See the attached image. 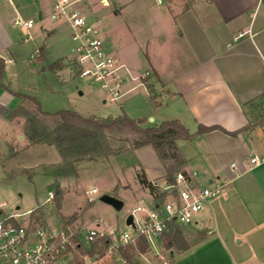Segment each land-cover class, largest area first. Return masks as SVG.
Returning <instances> with one entry per match:
<instances>
[{
  "label": "rangeland",
  "instance_id": "374dc122",
  "mask_svg": "<svg viewBox=\"0 0 264 264\" xmlns=\"http://www.w3.org/2000/svg\"><path fill=\"white\" fill-rule=\"evenodd\" d=\"M53 1L31 0L29 6L18 7V13L14 10L6 13L5 24L0 25V34L11 44L5 54L7 58L12 57L13 62H6L4 81L14 91L36 97L47 111L73 109L83 116L98 117L125 113L129 117L145 118L148 123L156 124L159 108L163 105L166 109L169 99L166 92L159 89L151 95L142 80L155 83V78H151L152 73L146 72L150 69L147 54L156 45L154 35L162 29L159 25L160 12L170 5L169 0H163L161 4H157V0H73L74 8L88 16L104 40L105 32L113 28L114 47L121 63L127 68L122 90L130 89L116 102L109 101L106 92L97 83L76 73L70 61L72 55L68 45L71 29L66 21L50 18ZM194 1L186 0V3L189 5ZM19 18L33 20L28 32L14 23ZM54 26H59V29L51 35L49 31ZM164 37H168L170 42L171 32ZM42 47L48 56L40 54L41 58H31ZM65 55L68 59L61 62L60 70L50 67ZM22 105L36 112L31 101L24 100ZM261 105L258 110L264 112ZM120 136L111 139L113 146L126 145L122 139H118ZM27 143L24 118L17 116L10 121L1 116L0 203H6L3 207L6 213L19 206L18 212L24 214L20 218L23 223L29 221L32 226L43 223L50 229L71 233L81 231L83 237L80 244L85 249L92 247V242L85 240V234L90 229L112 230L113 238L123 231L133 232L132 227L126 224L128 213L137 205L151 201L149 190L139 183L137 174L145 173L146 167L151 175L162 171L161 162L151 145L117 155L78 161L75 163V175L56 178L46 170L62 162L55 145ZM23 170L26 172L23 173ZM94 187L97 192L89 193ZM59 189L60 194L57 195ZM49 191L54 194L52 199H48ZM104 195L120 200L121 206L116 208L103 201ZM36 209L44 214L40 223L35 222ZM181 227L190 239L193 233L198 235L202 232L193 226ZM107 237L105 234L99 235L95 241ZM206 243L198 242L181 253L175 251L176 254L171 257L158 240L149 243L148 251L138 255L136 260L138 264H162L163 256L169 264H209L211 253L202 249ZM73 260V253H68L52 264H72ZM83 260L84 264H123L117 256L110 254L97 259L85 256Z\"/></svg>",
  "mask_w": 264,
  "mask_h": 264
},
{
  "label": "crops",
  "instance_id": "0c3cea01",
  "mask_svg": "<svg viewBox=\"0 0 264 264\" xmlns=\"http://www.w3.org/2000/svg\"><path fill=\"white\" fill-rule=\"evenodd\" d=\"M30 3L0 1V25L10 10L18 13V7ZM169 4L160 12L162 29L147 54L146 72L159 78L153 87L169 99L166 109L159 108L156 124L178 119L191 132L199 124L241 130L251 121L243 103L264 92V0H195L189 5L186 0H169ZM58 29L52 27L49 34ZM170 32L168 42L164 35ZM112 36L113 28L105 32V45L119 59ZM68 42L71 54V37ZM10 45L0 34L5 62H13L5 54ZM42 50L37 49L48 56ZM10 90L0 87V117L7 120L21 102L13 93L17 91ZM177 143L186 170L228 180L221 196L206 205L193 226L206 234L199 243L207 241L202 249L211 253L209 264H264V119L236 136L215 129ZM252 157L256 163H250ZM144 171L152 181L165 174L163 166L156 175L147 167Z\"/></svg>",
  "mask_w": 264,
  "mask_h": 264
},
{
  "label": "built area",
  "instance_id": "2783aa9c",
  "mask_svg": "<svg viewBox=\"0 0 264 264\" xmlns=\"http://www.w3.org/2000/svg\"><path fill=\"white\" fill-rule=\"evenodd\" d=\"M0 1L12 3L14 0ZM162 2L157 0V4ZM74 4L73 0H54L50 14L52 20H64L71 28V64L80 77L97 83L106 92L109 101H119L126 94L122 87L127 68L107 50L99 31L85 13L74 8ZM14 23L28 32L34 22L19 18ZM38 56L40 52L37 51L31 58ZM250 163H256V157H252ZM231 166L235 168L236 162H232ZM227 182L225 178H209L196 170L178 172L173 181H153L157 193L151 195V201L137 205L128 213L133 216V223L129 224L133 232L123 231L113 238L112 230L90 229L85 234V240L92 242L97 236L105 234L112 240L107 254L117 256L119 262L127 264L121 258L119 246L134 243L139 236L145 237L149 243L157 242L170 222L195 226L199 213L211 200L221 196ZM96 192L95 187L89 191L91 194ZM53 197V192L49 191L48 199ZM4 206L5 202L0 203V264H52L68 254V244L73 235H78L79 242L83 237L81 231L71 233L42 224L32 226L29 221L23 223L20 218L24 214L18 212L20 207L6 213ZM161 259L162 264H169L163 256Z\"/></svg>",
  "mask_w": 264,
  "mask_h": 264
},
{
  "label": "trees",
  "instance_id": "16d2710c",
  "mask_svg": "<svg viewBox=\"0 0 264 264\" xmlns=\"http://www.w3.org/2000/svg\"><path fill=\"white\" fill-rule=\"evenodd\" d=\"M39 50L43 52L42 48ZM5 66V59L0 56V87L10 90L8 84L4 82ZM50 67L54 70L60 69L62 67L61 61H54L50 64ZM151 78L159 81L156 73H153ZM142 81L150 89L152 95L155 91L153 82H149L147 79ZM13 93L21 98V102L10 112L9 119L12 120L17 116L24 118V133L30 145H55L62 156V162L51 165L46 170L56 178L75 175V163L78 161L99 156L117 155L129 149L151 145L165 170V174L157 179L162 178L173 181L175 174L187 171L186 159L177 143L179 139H192L196 135L215 129L236 136L241 130L251 128L264 119V112L258 110L259 104L262 103L261 107H264V92L243 103V107L251 117V121L241 130L229 131L220 125L199 124L195 132H191L178 119L153 124L148 123L145 118H132L125 113L119 116L98 117L93 115L83 116L73 109H60L51 112L43 109L36 97L18 92ZM24 100L31 101L35 105L36 112L24 107L22 105ZM116 136H120L118 139H122L126 145L113 146L111 139ZM24 172L26 170H23ZM137 177L139 183L147 188L151 195L157 193L153 181L149 180L143 171L139 172ZM56 194L59 195L60 190ZM36 213V216H34L35 222L38 223L39 221L40 223L41 219L44 218V214L37 209ZM40 224L43 225V223ZM200 233L198 235L193 233L190 239L180 225L170 222L161 235V247L168 250L169 255L172 257L175 251L181 253L202 240L206 234L204 232ZM109 242L108 237L94 240L92 241V247L85 249L80 244L78 235H73L68 244V253L74 255L72 264H84L83 259L85 256L96 259L105 256ZM148 249V240L139 236L134 243L119 246V253L121 258L128 264H138L137 256L146 253Z\"/></svg>",
  "mask_w": 264,
  "mask_h": 264
},
{
  "label": "water",
  "instance_id": "95a60500",
  "mask_svg": "<svg viewBox=\"0 0 264 264\" xmlns=\"http://www.w3.org/2000/svg\"><path fill=\"white\" fill-rule=\"evenodd\" d=\"M152 119V118H151ZM102 200L105 201V202H108L110 204H112L113 206H115L116 208H119L121 206V201L114 198V197H111L109 195H104L102 197ZM17 208H19V206H17ZM133 223V216L132 215H128L126 217V224H132Z\"/></svg>",
  "mask_w": 264,
  "mask_h": 264
}]
</instances>
